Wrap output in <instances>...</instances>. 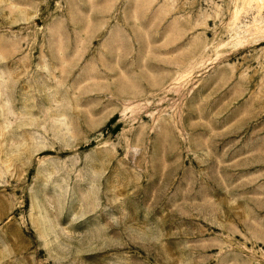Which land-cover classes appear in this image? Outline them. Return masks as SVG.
I'll use <instances>...</instances> for the list:
<instances>
[{
	"label": "rangeland",
	"instance_id": "374dc122",
	"mask_svg": "<svg viewBox=\"0 0 264 264\" xmlns=\"http://www.w3.org/2000/svg\"><path fill=\"white\" fill-rule=\"evenodd\" d=\"M0 264H264V0H0Z\"/></svg>",
	"mask_w": 264,
	"mask_h": 264
},
{
	"label": "bare ground",
	"instance_id": "6f19581e",
	"mask_svg": "<svg viewBox=\"0 0 264 264\" xmlns=\"http://www.w3.org/2000/svg\"><path fill=\"white\" fill-rule=\"evenodd\" d=\"M257 194L259 193V191L256 192Z\"/></svg>",
	"mask_w": 264,
	"mask_h": 264
}]
</instances>
